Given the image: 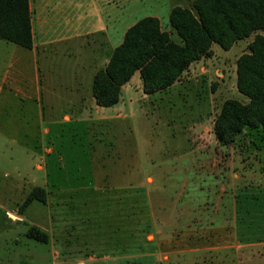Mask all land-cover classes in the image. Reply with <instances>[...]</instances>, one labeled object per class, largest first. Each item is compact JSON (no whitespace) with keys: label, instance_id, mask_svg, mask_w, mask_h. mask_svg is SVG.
Masks as SVG:
<instances>
[{"label":"rangeland","instance_id":"1","mask_svg":"<svg viewBox=\"0 0 264 264\" xmlns=\"http://www.w3.org/2000/svg\"><path fill=\"white\" fill-rule=\"evenodd\" d=\"M192 1L104 4L121 9L122 36L152 16L178 42L168 13ZM256 33L264 35L252 32L227 50L210 43L211 54L160 93L144 94L135 71L102 118L70 124L62 150L51 133L37 153L22 130L16 140L3 133L23 112L37 132L38 107L0 101V264H264V126L242 127L228 144L213 133L225 101L248 103L235 86L236 61ZM8 58L0 49V73ZM30 227L45 240L28 237Z\"/></svg>","mask_w":264,"mask_h":264},{"label":"trees","instance_id":"2","mask_svg":"<svg viewBox=\"0 0 264 264\" xmlns=\"http://www.w3.org/2000/svg\"><path fill=\"white\" fill-rule=\"evenodd\" d=\"M28 0H0V38L29 49L31 35ZM168 24L178 42L161 30L155 17L138 19L123 33L103 68L91 79L95 103L108 107L117 102L119 87L138 71L141 91L151 94L169 87L189 63L209 56L210 43L228 49L236 40L264 31V0H193L190 8L174 6ZM237 90L248 98L245 105L224 102L213 133L220 144H228L242 127L264 126V35L256 33L248 53L236 61ZM30 192L23 201L33 199ZM30 238L44 241L45 234L30 227Z\"/></svg>","mask_w":264,"mask_h":264},{"label":"crops","instance_id":"3","mask_svg":"<svg viewBox=\"0 0 264 264\" xmlns=\"http://www.w3.org/2000/svg\"><path fill=\"white\" fill-rule=\"evenodd\" d=\"M104 3L105 0H28L31 47L25 49L0 41V49L9 53L7 66L0 73V101L4 104L16 97L34 102L39 126L37 132L29 129V112H23L25 117L20 119L19 114L17 118L19 125L1 129L3 133L16 140L14 132L22 130V140L33 144L34 152L43 137L53 140L51 133L59 140L61 149L64 136L74 130L71 123L87 124L90 119L105 115V108L99 107L91 95V78L120 44L123 22L121 9L113 5L108 11ZM169 7L167 3V10ZM211 59L206 60V65L211 64ZM57 64L61 66L54 76L49 74L48 69ZM42 68L47 69L44 76ZM200 69L206 70L204 65ZM130 80L121 86L120 95L128 91ZM96 110L101 113L97 115ZM64 142L69 144V137Z\"/></svg>","mask_w":264,"mask_h":264}]
</instances>
